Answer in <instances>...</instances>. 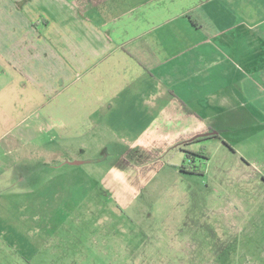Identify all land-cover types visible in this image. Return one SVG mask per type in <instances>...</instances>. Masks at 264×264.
Returning a JSON list of instances; mask_svg holds the SVG:
<instances>
[{
	"label": "crops",
	"instance_id": "0c3cea01",
	"mask_svg": "<svg viewBox=\"0 0 264 264\" xmlns=\"http://www.w3.org/2000/svg\"><path fill=\"white\" fill-rule=\"evenodd\" d=\"M233 111L264 124V0H0V264H129L63 233L92 201L94 160L60 167L61 155L76 139L136 142ZM54 162L63 171L44 179Z\"/></svg>",
	"mask_w": 264,
	"mask_h": 264
},
{
	"label": "rangeland",
	"instance_id": "374dc122",
	"mask_svg": "<svg viewBox=\"0 0 264 264\" xmlns=\"http://www.w3.org/2000/svg\"><path fill=\"white\" fill-rule=\"evenodd\" d=\"M232 115L231 123L224 116L136 142L71 140L75 153L61 155L60 167L69 157L94 160L83 166L92 201L82 204L89 207L77 212L63 233L79 231L70 237L111 245L112 253L129 264L264 261V124L249 128L236 111ZM196 136L200 140L193 142ZM187 151L205 156L191 161L202 173L180 171ZM29 158L30 163L43 156ZM55 164H45L44 179L63 171ZM63 239L57 237L55 244Z\"/></svg>",
	"mask_w": 264,
	"mask_h": 264
},
{
	"label": "trees",
	"instance_id": "16d2710c",
	"mask_svg": "<svg viewBox=\"0 0 264 264\" xmlns=\"http://www.w3.org/2000/svg\"><path fill=\"white\" fill-rule=\"evenodd\" d=\"M196 141L197 140H193V142H196ZM186 144H188V143H186ZM195 156L196 157H199V156L205 157V156L201 155L200 152L187 151L188 162L187 163H183V165H181V170L180 171L182 173H189V174H200V173H202V171L199 169V167H197L195 162H192L193 165L191 163V161H195L196 160ZM194 164L196 165V168L193 167Z\"/></svg>",
	"mask_w": 264,
	"mask_h": 264
}]
</instances>
